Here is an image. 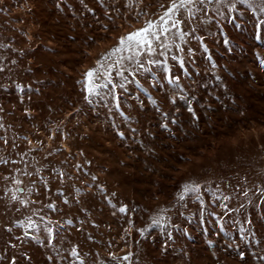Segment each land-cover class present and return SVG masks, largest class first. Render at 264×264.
Wrapping results in <instances>:
<instances>
[{
    "label": "rangeland",
    "instance_id": "1",
    "mask_svg": "<svg viewBox=\"0 0 264 264\" xmlns=\"http://www.w3.org/2000/svg\"><path fill=\"white\" fill-rule=\"evenodd\" d=\"M85 3L98 12L103 11L99 0H85ZM61 4L63 10L56 7V0H0V41L8 43L6 38L15 36V47L38 48L36 56L43 61L42 71L35 76L26 70L29 60L34 65L37 63L32 56L23 59L13 69L11 81L0 76V85H8L7 89L0 88V107L4 109L0 112V117H3L0 123L7 127L9 140L23 148L25 142L21 138L36 132L33 125L41 124L48 117L60 122L62 117L73 111L72 106L75 105L82 110V114L78 117L80 124L69 143L73 146L79 144L84 149V155H77L76 160L98 175L99 182L104 183L109 192H115L116 199L128 204L130 209L124 215L106 202L99 201L91 208L92 214L88 217V220L95 219L99 227L86 221L82 230L74 227L63 232V247L70 248L78 244L85 264H99L101 259H107L111 264L109 252H115L118 256L133 253L134 264H264L257 258L264 256V229L255 235L248 234L264 223V207L248 205L236 187L239 184L254 192L253 185L264 186V66L260 65L254 54L259 52L264 55V47H259L252 38L253 17L248 6L237 0L238 11L233 14L238 17L236 23L242 25L240 28L220 18L224 32L232 41L231 51L226 50L222 34L217 35L216 25H205L204 32H198L208 34L206 42L218 68H211L207 58L201 56L202 49L197 52V63L206 70L198 75V87L193 89V94L203 98L201 103L209 101L215 111L205 110L193 102L200 116L197 126L190 122V114L182 107L183 116L180 119L183 129H176L179 139H173L166 130L157 126L160 116L148 97L151 95L159 101L163 91L151 87L150 73L142 72L139 77L143 87L148 89L147 93L134 83L129 85L132 95L124 97L122 102V109L131 117L127 121L115 109L114 103H108L105 107L104 101L97 103L94 100L95 107L89 105L84 99L83 86L76 83L88 67L94 66L100 53L114 46L120 35L141 26L140 23L131 17L130 23L116 17L115 25H112L101 17L102 23L109 24V30L106 31L96 27L91 14L79 0H61ZM69 4L76 8L75 16L67 7ZM119 4L123 5L124 0H119ZM122 11L127 10L122 8ZM85 17L91 26H86ZM20 29L28 36L21 35ZM68 37L76 39L73 41ZM90 37H95V43ZM190 44L195 46L196 41L191 40ZM49 48L55 51H48ZM4 51L0 49V54ZM153 70H156L155 66ZM175 71L182 75L179 68H175ZM157 75H160L159 71ZM215 75L222 79L215 81ZM37 80L44 83L38 84ZM181 82L185 85L190 83L186 77ZM16 83L25 86L24 93L17 90ZM29 84L32 88L39 87L41 94L28 91ZM224 85H227V89ZM21 95H24L23 103L19 99ZM217 95L220 96L219 101L214 98ZM28 96H32L31 102ZM135 96H139V100L130 106ZM37 101L43 103L37 107ZM48 104L55 111H50L46 107ZM26 107L32 110L35 120H30L25 114ZM108 108H112L111 113ZM163 108L174 112L170 103H165ZM113 118L126 133L125 139L121 140L115 134L111 124ZM75 125L76 119H72L67 127L71 129ZM48 126L55 127L54 124ZM132 128L138 131L132 133ZM149 132L154 136L147 135ZM3 135L5 131L0 129V136ZM39 135L54 146L63 143L59 136L54 141H48V133L42 130ZM81 135L90 139H80ZM141 139L144 140L143 146L139 143ZM153 149L154 153L151 151ZM17 150L10 145L5 146L0 140V157L11 156L16 159ZM72 150L79 151L76 147ZM36 155L39 158L43 154ZM181 156L187 159H180ZM65 158L71 160L66 152L52 159L60 162ZM87 159L93 160L91 166L86 164ZM101 165L102 168L99 167ZM12 167L8 165L9 169ZM90 179L87 175L82 177L85 181ZM189 179L202 184L207 182L210 190L205 189L207 195L204 196V205L197 200L200 193H190L184 201H179V186ZM61 186L60 183L53 184L51 200L63 209L59 214L52 213L53 219L66 214L84 218L80 206L71 200L74 193L65 192L70 202L67 205L63 203V198L56 192V188ZM48 195L45 191V204L49 202ZM223 195H229L230 199L223 201ZM258 195L250 192L248 199L259 204L256 200ZM223 203H228L236 211L227 212ZM241 204L245 205L242 210ZM165 208L169 209L168 213L163 211ZM202 209L204 219H201ZM210 212H216L220 219L210 216ZM166 215L168 220H165ZM247 215H251L252 224L246 223ZM129 220L134 223L129 224ZM153 220H159L160 223L153 224ZM172 224L187 228L190 236L183 231H174ZM221 224L224 226L222 231ZM140 228H145L144 236L140 235ZM241 229L244 236H241ZM165 230L173 235L174 239L169 241L168 247L170 250L176 249L175 254L169 251L165 255L162 251L164 241L168 238ZM217 232L220 234L217 235ZM257 239L262 241L259 245L256 244ZM208 240L215 241L217 245L233 247L226 254L218 246L209 247ZM29 243L36 246L33 241ZM236 245H239V249ZM181 249L182 254L179 251ZM239 250L247 253L244 260L239 257ZM252 252L256 253V257ZM213 253L219 256L218 261L213 258ZM62 254L68 255L67 252ZM40 259L43 260V257Z\"/></svg>",
    "mask_w": 264,
    "mask_h": 264
},
{
    "label": "snow or ice",
    "instance_id": "2",
    "mask_svg": "<svg viewBox=\"0 0 264 264\" xmlns=\"http://www.w3.org/2000/svg\"><path fill=\"white\" fill-rule=\"evenodd\" d=\"M241 2L248 6L252 13V38L258 42L259 47H264V0H241ZM79 3L91 14L93 23L97 28L109 30V24L101 22V17L107 19L110 24L115 25V18L121 17L130 23L129 18L140 23L141 26L133 28L118 37L117 43L100 53L96 59L94 66L88 67L76 83L81 84L84 93V99L89 105H94V100L99 103L104 101L105 107L108 103H114L115 109L119 110L120 115L125 121L131 119L122 109V102L124 97L132 95L129 91V85L134 83L142 88L145 93L148 92L140 81V74H151V87L156 91H163V96L159 101L153 99L149 95L152 104L156 106V111L159 113L160 120L158 127L166 130L170 138L179 139L176 135V129H183V122L180 119L183 116L181 108H185L190 114V122L198 126L200 116L197 115L196 108L193 102L200 105L205 110H212V105L209 101H203L202 97L193 94V89L198 87V75L206 70L204 66L198 65L197 52L203 50L201 56L207 58L211 68H218L217 62L212 55V50L209 48L208 34H198L204 32V26L208 24L216 25L218 31L217 35L222 34V42L226 50L231 51L232 41L229 39L226 32L223 30V24L220 22L222 17L225 22L233 24L240 28L242 25L237 24L238 17L233 13L238 11L237 0H124V4L120 5L119 0H99V4L103 11L98 12L96 8H90L85 0H79ZM56 7L63 10L61 0H56ZM72 10V15H76V8L69 4L67 5ZM126 9L127 11H122ZM243 15V13H241ZM86 26L87 17H85ZM116 27H121L116 25ZM21 35L28 36L23 30H19ZM75 41L76 37H68ZM8 43L0 41V49H4V53L0 54V76L6 81H11V73L13 69L18 66L23 59L32 56L37 62L35 65L32 60L28 61L29 73L35 76L36 73L41 72L43 68V61L36 56L38 48L28 49L24 47H15L16 37H8ZM31 40V37H28ZM95 43V37H90ZM196 41L195 46L190 44V41ZM48 51H55L54 48H49ZM260 65L264 66V55L259 52L254 53ZM155 66V71L153 70ZM175 68L181 70L182 75L176 74ZM191 69V70H190ZM157 71L160 75H157ZM187 78L190 83L187 85L181 81ZM131 78V79H130ZM221 76L215 75L214 80L220 81ZM36 83L43 84V81L37 80ZM8 85H0V88L7 89ZM15 87L21 93H24L25 86L21 83H16ZM207 88V85H204ZM227 89V85H224ZM27 89L37 95L41 94V89L32 88V85H27ZM123 93V96H122ZM215 100L219 101L220 96H215ZM20 102L23 103L24 95L19 97ZM29 102L32 101V96H28ZM135 100H139V96L131 102L130 106H134ZM43 103L37 101V107ZM143 103V102H141ZM170 103L174 112L165 111L163 105ZM50 111H55L50 104L46 105ZM73 111L67 116L62 117L60 122L53 121L48 117L41 124H35V133L24 135L21 139L24 147L20 148L15 142L10 141L7 136V127L0 123V129H4L5 135L0 136L5 146H11L15 151L16 159L11 156L8 158L0 157V264H85L81 253L80 246L73 245L70 248L63 247L62 233L70 231L72 228L82 230L85 222L91 223L94 227H99L95 219L88 220L91 216V208L97 205L99 201H104L110 205L112 209L121 214L127 215L130 211L128 204L121 203L116 199L115 192H109L104 183L99 182V176L86 168L84 164L76 160V156L84 155V149L79 144L72 145L69 143L73 139V133L79 126L80 121L78 117L82 114V110L72 106ZM4 109L0 107V112ZM25 114L30 120H35L36 117L32 115L30 108H24ZM108 112H112V108H108ZM72 119H76V125L68 129L67 124L71 123ZM3 117H0V121ZM54 124V128L48 125ZM111 124L115 129V134L125 139L126 133L117 126L116 120L113 118ZM170 125L174 127H170ZM42 131L48 133V141H54L58 136L63 143L54 146L47 143L43 136L39 135ZM132 133H136V128L130 129ZM149 136H154L153 133H147ZM80 139H90L88 136L81 135ZM140 145H144V140L139 141ZM73 147L79 151L73 152ZM154 153V149L151 150ZM67 153V157L63 161L54 162L55 155H63ZM38 153L43 155L37 158ZM180 159L186 160V157L181 156ZM72 161H75L73 163ZM14 167L8 168V165ZM86 164L91 166L93 160L87 159ZM99 167H103L102 165ZM47 174V175H45ZM84 175L89 176V181L82 180ZM75 182V183H73ZM60 183L62 186L56 188L57 194L63 198V203L67 205L69 196L65 192L74 193L71 197L72 202L80 206V211L84 213V218H75L68 216L53 219L52 213L59 214L63 211L55 202L51 200L53 184ZM238 194L241 195L248 205L257 207H264V186L253 185L252 189L246 190L239 184L236 186ZM180 192L178 194L179 201L184 199L190 193H200L197 196L199 204L204 205V196L207 195L205 191L209 188L207 182L204 184L198 180L189 179L179 186ZM210 190V188H209ZM45 191L48 195V203H43ZM250 192L254 195L259 193L256 200H249ZM215 195V193L213 194ZM229 195H223L222 200L228 201ZM219 203L220 201H215ZM223 208L227 212L236 211L229 206L228 203H223ZM244 204L240 205L242 210ZM48 209V212H45ZM133 212L136 210H132ZM168 213L169 209H163ZM179 214V208L176 209ZM18 213V215H13ZM210 216L220 219L216 212H210ZM227 213H225L226 215ZM264 214V213H262ZM115 215V211L113 212ZM201 219L203 217V209L201 210ZM165 220H168L167 215ZM170 222V221H169ZM129 224L134 221L129 220ZM153 224L160 223L159 220H153ZM246 223L252 224L251 215L246 216ZM172 228L176 232L183 231L185 235H189L187 228H181L177 224H172ZM224 226L221 224L220 229ZM264 229V223H261L254 232L250 231L249 235H255L256 232H261ZM141 236L145 235V228L138 229ZM207 231V229H205ZM168 237L164 241V248L162 251L165 255L171 251L176 253V249H169L168 244L173 240L171 232L165 230ZM217 235L220 232L216 233ZM245 233L241 229V236ZM90 239L93 237L89 236ZM29 241H33L36 246ZM262 241L257 239L256 244L259 245ZM209 247H220L221 251L228 254L232 245L222 244L217 245L215 241L208 240ZM239 249V245L235 246ZM183 253V250H179ZM264 251V250H262ZM62 252H67L68 255H63ZM99 255V253H97ZM238 255L241 260L246 258L247 253L244 250H239ZM256 257V253L252 252ZM108 256L111 258V264H134L133 253H125L123 256H118L115 252H109ZM43 257V260L40 259ZM74 258V259H73ZM213 258L217 261L219 256L213 253ZM264 261V256L257 257ZM190 260L191 257H188ZM99 264H109L107 259H101Z\"/></svg>",
    "mask_w": 264,
    "mask_h": 264
}]
</instances>
